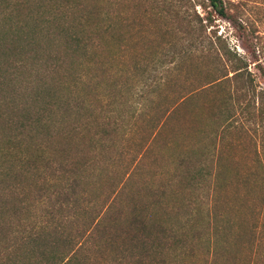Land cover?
I'll return each mask as SVG.
<instances>
[{"label": "trees", "instance_id": "1", "mask_svg": "<svg viewBox=\"0 0 264 264\" xmlns=\"http://www.w3.org/2000/svg\"><path fill=\"white\" fill-rule=\"evenodd\" d=\"M48 1L64 19L62 32L59 30L64 52L49 59L44 72L47 80L32 89L31 103L23 108L13 103L8 114L0 113L8 129L0 132V264H182L179 254L189 250L184 234L198 231L201 214L196 198L207 187L203 168L185 167L196 193L195 208L176 224L160 217L158 197L146 206L139 200L128 211L121 206L140 170V153L122 176L95 194L101 173L111 165L105 158L116 147L115 138L125 137L130 128L133 115L125 113L128 107L133 114L138 106L139 111L148 108L149 93L171 86L185 63L197 56L220 63L218 84L236 81L240 95L252 94L253 101L245 110L261 130L259 144L264 155V33L246 15L249 4L244 0H206L207 5L198 0H158V15L169 18L166 30L175 38L164 42L123 95V111L105 108L96 113L91 99L78 93L85 88L92 91L85 80L90 66L79 63L76 68L74 63L78 57L86 63L92 61L94 52L104 45L103 35L116 30L108 22L105 0ZM129 2L139 9V0ZM198 5L231 22L245 47L244 54L232 51L226 38L210 30V17L201 16ZM118 46L122 53L127 52L129 39L120 38ZM56 73L58 79L53 78ZM104 92L101 97L108 98L109 91ZM39 100L43 106L30 110ZM186 100L185 94L178 95L160 114L159 129L148 147ZM186 162L184 159L181 165ZM261 163L263 167L264 156ZM212 191L202 198L210 200L215 195ZM70 220L83 221L84 226L67 233L64 226ZM206 222L211 231V221L209 224L207 218ZM205 245L206 264H219L213 234ZM250 264L257 263L251 260Z\"/></svg>", "mask_w": 264, "mask_h": 264}, {"label": "rangeland", "instance_id": "2", "mask_svg": "<svg viewBox=\"0 0 264 264\" xmlns=\"http://www.w3.org/2000/svg\"><path fill=\"white\" fill-rule=\"evenodd\" d=\"M244 1L249 4L246 15L263 34L264 0ZM198 2L208 4L206 0ZM103 3L109 11L108 22L114 24L116 30L103 35L104 45L94 52L92 61L86 63L84 58L78 57L80 60L74 63L76 68L79 63L90 66V76L85 80L92 91L85 88L78 93L91 99L96 113L105 108L123 111L120 107L123 95L164 42L175 38L166 30L169 18L158 15L161 10L158 0H139V9L129 0ZM196 9L201 16L209 15L210 30L226 38L232 51L245 53L242 40L230 21L210 8L206 11L198 5ZM126 10L131 12L123 13ZM63 20L48 0H0V113L8 114L13 103L22 108L25 103H31L32 89L47 80L44 72L49 59L61 57L64 52L65 44L59 34ZM120 38L129 39L127 52L119 50ZM221 68L214 59L192 58L171 86L149 93L148 108L139 111L138 106L133 114L129 110L131 106L128 107L129 112L125 113L133 115L130 128L125 137L115 138L116 147L105 158L111 165L101 173L94 193L122 176L126 166L140 153V170L121 206L128 211L129 206L139 200L146 206L158 197L160 217L169 223L181 224L194 210L192 200L196 197L185 167L188 165L192 170L201 166L205 175L201 179L207 187L203 186L202 195L196 198L201 214L198 231L184 234L189 250L179 254L182 264H206L205 244L210 234L218 242L219 264H250L251 260L264 264L261 130L245 110L253 101L252 94L240 95L236 81L218 84L216 79L222 74ZM58 76L60 74L56 73L53 78L58 79ZM247 90L246 86L245 92ZM104 91H109L108 98L101 97ZM180 94L186 95L185 104L148 147L159 129L160 114ZM42 106L39 100L30 110H39ZM4 129L7 128L0 119V132H8ZM184 159L189 164L182 166ZM210 191L213 193L210 200L202 198ZM207 218L209 224L211 221V231L206 229ZM83 226V221L70 220L64 227L67 233H72ZM191 245L194 248H190Z\"/></svg>", "mask_w": 264, "mask_h": 264}]
</instances>
